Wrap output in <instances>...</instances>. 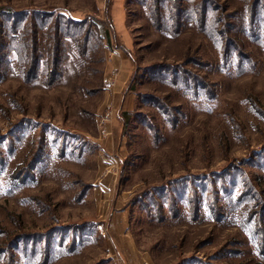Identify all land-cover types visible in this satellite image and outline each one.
Segmentation results:
<instances>
[{
    "label": "rangeland",
    "instance_id": "rangeland-1",
    "mask_svg": "<svg viewBox=\"0 0 264 264\" xmlns=\"http://www.w3.org/2000/svg\"><path fill=\"white\" fill-rule=\"evenodd\" d=\"M0 264H264V0H0Z\"/></svg>",
    "mask_w": 264,
    "mask_h": 264
},
{
    "label": "crops",
    "instance_id": "crops-1",
    "mask_svg": "<svg viewBox=\"0 0 264 264\" xmlns=\"http://www.w3.org/2000/svg\"><path fill=\"white\" fill-rule=\"evenodd\" d=\"M113 14H114V19H113L114 25L117 27L120 24L119 26L122 29V27L124 26L123 25V22H124L123 19L125 17L124 16L125 13H124L122 7L120 6L119 1L114 6V13ZM117 50L118 49L114 50V55L119 56V57L117 59L113 60V62H112L113 67L111 68V70H113V69L115 70L114 72H116V75H117V80H116L117 83H116L115 87L113 88L112 94L114 95L116 100L118 99L119 102H122L121 106L118 107V109H120V112L118 113V117L121 118V115H120L121 113H123L124 111L131 112L134 108V105L132 102V94H131V92L129 93V91L127 90V83L129 82L130 75H132L133 67L129 63V58H127L126 56L124 57V56L120 55L119 51H117ZM108 81L109 80L105 81L106 85L104 86V89H107L109 86H111V85H108L106 83ZM117 91H118V93H117ZM108 124H109L108 128L113 127V123H111V121ZM102 151L104 153L112 154L110 151L107 152L104 147H103ZM109 154H108V156H109ZM115 164H117V162H115Z\"/></svg>",
    "mask_w": 264,
    "mask_h": 264
},
{
    "label": "trees",
    "instance_id": "trees-1",
    "mask_svg": "<svg viewBox=\"0 0 264 264\" xmlns=\"http://www.w3.org/2000/svg\"><path fill=\"white\" fill-rule=\"evenodd\" d=\"M74 23L77 24V25H79L78 22L73 21V24H74ZM61 31H62V26H61V24H60V28L57 29V34H56V35L58 36L59 33H62ZM58 44H59V43H58ZM53 56H54V55H53ZM130 114H131V113H126V116H128V115H130Z\"/></svg>",
    "mask_w": 264,
    "mask_h": 264
}]
</instances>
